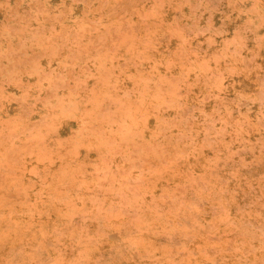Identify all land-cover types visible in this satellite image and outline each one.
<instances>
[{
    "label": "rangeland",
    "instance_id": "rangeland-1",
    "mask_svg": "<svg viewBox=\"0 0 264 264\" xmlns=\"http://www.w3.org/2000/svg\"><path fill=\"white\" fill-rule=\"evenodd\" d=\"M0 264H264V0H0Z\"/></svg>",
    "mask_w": 264,
    "mask_h": 264
}]
</instances>
